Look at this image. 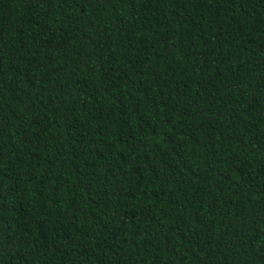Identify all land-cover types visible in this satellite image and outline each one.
<instances>
[{
    "label": "trees",
    "instance_id": "1",
    "mask_svg": "<svg viewBox=\"0 0 264 264\" xmlns=\"http://www.w3.org/2000/svg\"><path fill=\"white\" fill-rule=\"evenodd\" d=\"M0 264H264V0H0Z\"/></svg>",
    "mask_w": 264,
    "mask_h": 264
}]
</instances>
